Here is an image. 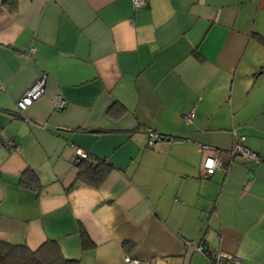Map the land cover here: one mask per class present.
Segmentation results:
<instances>
[{
	"label": "crops",
	"instance_id": "1",
	"mask_svg": "<svg viewBox=\"0 0 264 264\" xmlns=\"http://www.w3.org/2000/svg\"><path fill=\"white\" fill-rule=\"evenodd\" d=\"M260 37L264 0H0V239L54 238L80 264H210L196 240L264 264ZM235 134L259 161L232 160ZM77 149L113 165L101 186L78 178Z\"/></svg>",
	"mask_w": 264,
	"mask_h": 264
},
{
	"label": "trees",
	"instance_id": "2",
	"mask_svg": "<svg viewBox=\"0 0 264 264\" xmlns=\"http://www.w3.org/2000/svg\"><path fill=\"white\" fill-rule=\"evenodd\" d=\"M15 0H7L8 4H14ZM264 44V39L260 37ZM78 178L93 187L101 186L113 165L104 159H97L90 155L85 157L78 155L76 158ZM20 183L29 188L39 191L43 185L34 169L27 167L21 173ZM82 250L94 247L86 229L81 225L79 228ZM205 246V243L201 242ZM209 249V247L207 246ZM0 264H80L79 257H68L64 254L57 239L48 238L38 248L31 249L26 244H18L0 239Z\"/></svg>",
	"mask_w": 264,
	"mask_h": 264
},
{
	"label": "built area",
	"instance_id": "3",
	"mask_svg": "<svg viewBox=\"0 0 264 264\" xmlns=\"http://www.w3.org/2000/svg\"><path fill=\"white\" fill-rule=\"evenodd\" d=\"M146 0H134L136 6L144 4ZM34 48L32 49V51ZM45 93V80L41 78L37 80L30 88L26 90L23 96L18 100L16 103L17 111L23 112L26 110L30 105H32L36 100H38L43 94ZM54 105L57 108H63L65 106V100L61 97H57L54 100ZM195 108L190 110L188 113L185 114L184 118L186 122H192L195 117ZM161 138L160 134L149 130L148 131V139L149 143L153 144L157 140ZM246 136H236L233 143V147L231 148V156L232 160L236 157H241L242 159L246 160H255L259 161L260 157L257 153L252 152L245 146ZM10 145H14V142H10ZM17 148V147H16ZM19 149V148H17ZM77 154L80 156H87L86 152L82 150H76ZM203 167L207 173H214L216 170H221V162L218 157L215 156H207L203 161ZM187 247L190 251H198L202 255H204L210 262V264H243L241 258L233 253H227L223 251H211L207 248L204 244L200 241L196 240H189L186 242ZM127 262L133 264H140L141 262L137 259L131 258L127 256L125 259Z\"/></svg>",
	"mask_w": 264,
	"mask_h": 264
}]
</instances>
